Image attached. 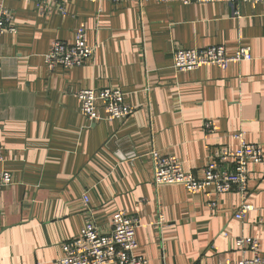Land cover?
<instances>
[{
  "label": "crops",
  "instance_id": "1",
  "mask_svg": "<svg viewBox=\"0 0 264 264\" xmlns=\"http://www.w3.org/2000/svg\"><path fill=\"white\" fill-rule=\"evenodd\" d=\"M3 4L17 31L0 34V174L13 178L0 187V264H56L88 219L108 228L118 211L139 218L136 253L149 264L238 262L253 256L236 247L240 236L259 239L264 254V161L249 165L244 198L156 187L151 155H172L201 176L214 148L239 147V132L264 150V2L76 0L66 14H42L32 1ZM81 26L93 58L50 70L52 42H73ZM212 45L229 55L247 46L253 59L174 69L178 48ZM107 86L123 90L135 111L108 120L101 110L103 119L91 122L77 93ZM244 200L255 209L241 221L234 213Z\"/></svg>",
  "mask_w": 264,
  "mask_h": 264
},
{
  "label": "built area",
  "instance_id": "2",
  "mask_svg": "<svg viewBox=\"0 0 264 264\" xmlns=\"http://www.w3.org/2000/svg\"><path fill=\"white\" fill-rule=\"evenodd\" d=\"M0 0V34L14 33L17 31L14 22V15L10 8L6 7ZM33 2L37 10L42 14H49L57 10L67 13V6L76 0H25ZM83 1H110L122 3L131 0H83ZM143 3L147 0H138ZM158 2H181L184 5L192 3L225 2L231 5H238L243 2L257 5L264 0H155ZM234 14L239 15L236 11ZM96 46H90L87 42L85 26L77 29L75 40L66 42L54 40L49 51L45 55V61L50 70L62 65L74 68L84 65L92 59ZM173 67L176 71H192L206 64H214L226 69L231 62L252 60L251 49L247 46L239 47L238 50L229 55L225 46L212 45L201 48H178L174 52ZM81 102V112L91 122L103 119L101 110L107 113L108 120H124L131 116L135 109L126 103L125 93L120 88L107 86L104 88H86L77 93ZM207 131L214 130L212 122L204 124ZM239 140V147L236 149L214 148L210 152L208 163L199 176L192 171L185 170L181 160L174 156L162 155L156 149L151 150L154 159V184L156 187L164 185H183L191 192L205 191L208 188H215L217 193L239 191L243 197H247L249 165L251 163H263L264 150L258 143L248 142L244 132L235 135ZM4 161L2 147L0 146V162ZM13 183L9 171H2L0 174V187ZM85 207L89 197L84 194ZM209 206L215 209L216 201H211ZM255 207L245 200L240 204L234 216L238 220L246 219L247 215ZM165 216L160 214L156 224L163 227ZM140 220L136 215L128 214L125 211H118L114 214L108 228L98 226L90 218L86 221L81 232L74 238L63 243V256L55 261L56 264H149L146 256L137 254L139 243L136 231ZM236 247L243 253L251 251L252 257H243L240 261L234 262L224 257L218 264H264V254L260 251V240L249 236H240L235 240Z\"/></svg>",
  "mask_w": 264,
  "mask_h": 264
}]
</instances>
